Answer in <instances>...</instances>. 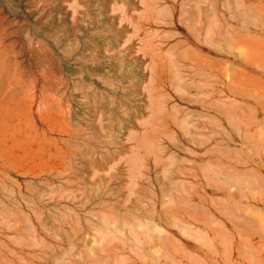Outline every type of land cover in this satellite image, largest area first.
Returning <instances> with one entry per match:
<instances>
[{"label":"rangeland","instance_id":"374dc122","mask_svg":"<svg viewBox=\"0 0 264 264\" xmlns=\"http://www.w3.org/2000/svg\"><path fill=\"white\" fill-rule=\"evenodd\" d=\"M263 51L264 0H0V264H264Z\"/></svg>","mask_w":264,"mask_h":264},{"label":"bare ground","instance_id":"6f19581e","mask_svg":"<svg viewBox=\"0 0 264 264\" xmlns=\"http://www.w3.org/2000/svg\"><path fill=\"white\" fill-rule=\"evenodd\" d=\"M247 1H248V0H246V2H247ZM259 2H260V1H259ZM249 3H250V2H249ZM200 20H201V18H200ZM200 20H199V21H200ZM200 22H201V21H200ZM204 26H205V25L202 24V25H201V29H202V27H204ZM217 26H218V25H217ZM217 26H216V27H217ZM221 26H222V25H221ZM199 27H200V26H199ZM216 29H217V28H216ZM219 29H220V25H219L218 30H219ZM240 29H241V31H242V27H240ZM217 32H218V31H217ZM220 32H222V31H219V33H220ZM248 32H249V31H248ZM221 34H222V33H221ZM248 34H249V33H246L244 36H246V35H248ZM250 36H251V35H249V37H248V36H247V37H248V39L250 38L249 40L254 39V40H252V43H253V41H255V40L258 39V38H257V39L254 38L255 35L252 36V37H250ZM240 37H242L243 39L246 40V38H244L243 35H242V36L240 35ZM259 40H260V39H259ZM260 41H261V40H260ZM260 44H261V43H260ZM257 46H258V45H257ZM260 51H261V50H260ZM261 52H262V51H261ZM263 52H264V51H263ZM263 55H264V54H263ZM12 85H13V83L10 82V81H8L7 86H12ZM261 94L264 95V92L261 93ZM261 94H260V95H261ZM260 97H262L261 99H262V101H263L264 96L261 95ZM1 100L3 101V99H1ZM259 101H260V104L262 103V105L259 104L258 106H260V107H261V106L264 107V102H261V100H259ZM258 103H259V102H258ZM261 199H263V197H261ZM261 199H260V200H261ZM263 201H264V200H263ZM256 246H257V245H256ZM257 248H258V247H257ZM258 249H259V248H258ZM262 249H264V248H262ZM263 251H264V250H263ZM262 254H263V253H262ZM257 255H258V254H257ZM256 257H257V258H256V259H257V262H256V263L259 264V262H258V260H259V259H258V256H256ZM261 257H262V255H261ZM261 257H260V258H261ZM261 259H262V258H261ZM262 260H264V258H263ZM255 261H256V260H255ZM262 262H263V261H262ZM260 263H261V262H260ZM262 264H263V263H262Z\"/></svg>","mask_w":264,"mask_h":264}]
</instances>
